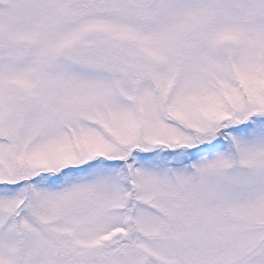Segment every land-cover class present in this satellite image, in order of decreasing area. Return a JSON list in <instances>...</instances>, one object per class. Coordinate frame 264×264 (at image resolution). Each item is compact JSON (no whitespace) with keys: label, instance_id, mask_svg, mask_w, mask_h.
Returning a JSON list of instances; mask_svg holds the SVG:
<instances>
[{"label":"snow or ice","instance_id":"6c2138e0","mask_svg":"<svg viewBox=\"0 0 264 264\" xmlns=\"http://www.w3.org/2000/svg\"><path fill=\"white\" fill-rule=\"evenodd\" d=\"M0 264H264V0H0Z\"/></svg>","mask_w":264,"mask_h":264}]
</instances>
